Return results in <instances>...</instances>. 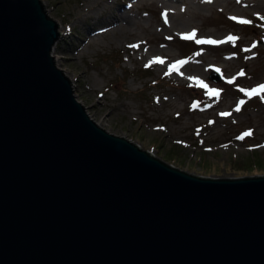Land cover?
<instances>
[{
  "label": "water",
  "instance_id": "95a60500",
  "mask_svg": "<svg viewBox=\"0 0 264 264\" xmlns=\"http://www.w3.org/2000/svg\"><path fill=\"white\" fill-rule=\"evenodd\" d=\"M57 27L0 0V264H264V175H195L99 127Z\"/></svg>",
  "mask_w": 264,
  "mask_h": 264
},
{
  "label": "rangeland",
  "instance_id": "374dc122",
  "mask_svg": "<svg viewBox=\"0 0 264 264\" xmlns=\"http://www.w3.org/2000/svg\"><path fill=\"white\" fill-rule=\"evenodd\" d=\"M86 1L41 3L63 32L54 44L61 56L55 65L67 71L90 119L104 118L107 132L195 175H264V92L249 97L240 91L264 84V0H107L103 8L106 0H98L89 13L79 9ZM244 1L262 3L245 6ZM169 10L180 13L183 25L171 26ZM118 13L133 18L125 24L130 33L105 28ZM194 29L195 39L224 42L197 44L181 37ZM153 57L164 63L145 67ZM177 60L187 62L166 76ZM240 71L245 74L237 75ZM210 89H218L219 96ZM239 100L245 103L236 111ZM242 161L246 168L233 165Z\"/></svg>",
  "mask_w": 264,
  "mask_h": 264
},
{
  "label": "bare ground",
  "instance_id": "6f19581e",
  "mask_svg": "<svg viewBox=\"0 0 264 264\" xmlns=\"http://www.w3.org/2000/svg\"><path fill=\"white\" fill-rule=\"evenodd\" d=\"M97 1L98 0H87L86 2H85V4L84 5H79V9L80 10H84V12L86 11V12H92V10H93V8L95 7V6H97ZM133 1H135V2H137V1H139V2H141V3H144V1H152V0H133ZM93 2V3H92ZM262 2H259V3H256V1H244L243 2V5H245V6H251V5H256V6H258V5H260ZM108 4V2H107V0L105 1V2H103V4H102V8L103 7H105V5H107ZM95 10V9H94ZM167 13L168 14H170L171 15V26H181V25H183V20L180 18V13L179 12H175L174 10H169V11H167ZM87 17V15L85 14L83 17H79V19H82V18H84V17ZM85 17V18H86ZM133 18L131 17V16H129V15H123V14H121V13H118V14H115V15H113L112 16V18L110 19V20H107V21H105V28L106 29H109V30H111V32H114V31H116V32H119V33H127V32H131L126 26H128L129 24H130V22H131V20H132ZM55 22H57L56 20H54ZM132 23V22H131ZM58 24V23H57ZM125 24H126V26H125ZM95 29V28H94ZM57 31H58V33H60L59 34V38L61 37L62 38V36H63V32H62V29H61V26H59L58 25V27H57ZM94 31V30H93ZM87 38L88 37H84L83 39H82V42L84 43V42H86V40H87ZM54 49H55V46H53L52 47V50H51V54H52V56H53V58H54V62H56L58 59H60L61 58V56H60V54H59V52L58 53H54ZM60 68V67H59ZM63 72H64V74L66 75V70L65 69H63V68H60ZM194 78V77H193ZM74 95H75V93H74ZM76 96V95H75ZM89 115V114H88ZM90 116V115H89ZM103 120H104V118H101V120L99 121V122H96V121H94L99 127H101L102 128V122H103Z\"/></svg>",
  "mask_w": 264,
  "mask_h": 264
},
{
  "label": "snow or ice",
  "instance_id": "6c2138e0",
  "mask_svg": "<svg viewBox=\"0 0 264 264\" xmlns=\"http://www.w3.org/2000/svg\"><path fill=\"white\" fill-rule=\"evenodd\" d=\"M232 19H237V17H232ZM261 19H264V17H262ZM165 22L167 23V18H166V14H165ZM242 23H251V21L249 20H241ZM181 37L183 39H186V40H193L196 38V30L194 29L192 32H188V33H182L181 34ZM169 39H171V37H169ZM228 40H235L236 37H233V36H229L227 37ZM195 42L197 44H221L223 43L224 41H220V40H213V39H195ZM139 45H129V47H138ZM255 45H253L254 47ZM200 53H196V55H199ZM187 61L185 60H177L175 61L173 64H170L168 66V71L165 72L164 74L167 76L170 74V72L172 71H176L178 70V67L180 65H183L185 64ZM152 63H160V64H163L164 63V60L163 58L161 57H153L152 60H150L147 64H145L144 66L145 67H149ZM217 72L220 71V69H216ZM245 73L243 71H240L239 73H237V75L239 76H243ZM194 79V78H193ZM234 79V78H233ZM229 83H232V80H229L228 81ZM201 86L202 87H207V85H204L202 82H201ZM241 92H246V94L251 97V96H257V95H260V93L264 92V84H259L257 85L256 87L250 89V90H246V89H243L241 88L240 89ZM209 94L210 95H213V96H219V90L218 89H210L209 90ZM262 100H264V96L261 97ZM245 102L244 100H239L238 103H237V107H236V111H239L240 110V105H243ZM197 105L196 104H193L192 107H196ZM220 115L222 116H228L230 115V113L228 112H222L220 113ZM209 123L211 124L212 121H209ZM243 135H251V132H245ZM243 136H239L237 137V139H242Z\"/></svg>",
  "mask_w": 264,
  "mask_h": 264
},
{
  "label": "trees",
  "instance_id": "16d2710c",
  "mask_svg": "<svg viewBox=\"0 0 264 264\" xmlns=\"http://www.w3.org/2000/svg\"><path fill=\"white\" fill-rule=\"evenodd\" d=\"M235 161H236V160H235ZM235 161H234V162H235ZM233 165H236V166H238V167L241 168V169L244 168V167L246 168V166H247L246 163H244L243 161H242V162H236V163H233ZM245 165H246V166H245Z\"/></svg>",
  "mask_w": 264,
  "mask_h": 264
},
{
  "label": "built area",
  "instance_id": "2783aa9c",
  "mask_svg": "<svg viewBox=\"0 0 264 264\" xmlns=\"http://www.w3.org/2000/svg\"><path fill=\"white\" fill-rule=\"evenodd\" d=\"M149 151V150H148ZM149 152H151L152 153V151H149ZM153 154V153H152Z\"/></svg>",
  "mask_w": 264,
  "mask_h": 264
}]
</instances>
